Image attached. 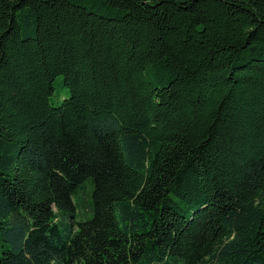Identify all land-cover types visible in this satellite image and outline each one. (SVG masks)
<instances>
[{
    "label": "trees",
    "instance_id": "1",
    "mask_svg": "<svg viewBox=\"0 0 264 264\" xmlns=\"http://www.w3.org/2000/svg\"><path fill=\"white\" fill-rule=\"evenodd\" d=\"M0 264H264V0H0Z\"/></svg>",
    "mask_w": 264,
    "mask_h": 264
},
{
    "label": "rangeland",
    "instance_id": "2",
    "mask_svg": "<svg viewBox=\"0 0 264 264\" xmlns=\"http://www.w3.org/2000/svg\"><path fill=\"white\" fill-rule=\"evenodd\" d=\"M60 88V79H58L56 82H55V91L57 92ZM50 102L51 104H53L54 106H57L59 105L60 101L58 100L56 94H54L51 98H50Z\"/></svg>",
    "mask_w": 264,
    "mask_h": 264
}]
</instances>
